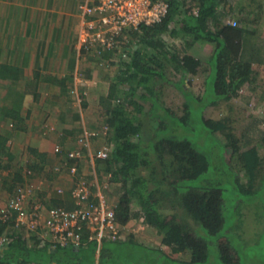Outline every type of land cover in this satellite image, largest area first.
Masks as SVG:
<instances>
[{"label":"trees","instance_id":"16d2710c","mask_svg":"<svg viewBox=\"0 0 264 264\" xmlns=\"http://www.w3.org/2000/svg\"><path fill=\"white\" fill-rule=\"evenodd\" d=\"M163 1L167 15L159 23L141 26L139 32L124 33L125 40L119 41L126 57L112 56L109 61L116 68L101 105L108 126L103 138L110 151L107 159H96L94 169L108 177L107 185L116 193L112 205L123 230L116 241H102L99 259L108 258L107 245L114 244L130 246L132 253L149 251L163 264H242L241 248L236 245L248 239L239 231L243 221L229 211L227 201L247 202L246 197L264 187V129L260 128L264 116L249 114L253 117L241 126L238 136L231 125L212 116L221 106L232 110L237 101L249 109L263 102L264 89L259 95L255 91L264 83L256 84L254 71L264 65V33L260 35L255 26L261 21L263 4L251 0L241 5L236 19L230 15L231 0ZM200 45L211 47L204 58L194 51ZM172 72L181 75L179 82L167 77ZM198 74L204 75V90L194 97L190 86ZM165 86L180 95V115L158 101ZM225 130L222 141L216 134ZM210 141L221 149L227 178H207L210 171L221 168L211 163ZM1 145L2 141L0 168L7 169L14 157ZM4 157L9 160L3 161ZM68 163L77 167L76 176L81 177L83 165ZM2 181L11 194L24 183L22 171H13ZM51 207L73 209L57 201ZM133 221L156 230L161 248L146 246L134 236L127 225ZM4 229L0 224V234ZM88 247L91 257L97 248ZM7 249L0 251V264H30L35 253L20 237ZM56 250L72 252L71 248ZM38 253L61 259L46 248ZM66 258L57 264H75ZM155 261L136 257L129 264Z\"/></svg>","mask_w":264,"mask_h":264},{"label":"crops","instance_id":"0c3cea01","mask_svg":"<svg viewBox=\"0 0 264 264\" xmlns=\"http://www.w3.org/2000/svg\"><path fill=\"white\" fill-rule=\"evenodd\" d=\"M83 2L0 0V141L14 157L7 169L0 168L4 176L0 175V180L9 178L13 171L35 167L34 183L48 208L54 201L74 208L68 197L72 185L68 188L61 174L47 170L63 161L54 155L55 146H60L64 154L78 149L76 141L84 129L98 130L107 125L101 101L106 98L116 67L110 66L112 54L108 51L99 56L94 49L82 48L77 33L82 21L79 5ZM103 143L102 136L92 140L91 146L96 150ZM83 163L77 164L81 167ZM80 173L85 174L84 167ZM58 188L63 190L61 194L56 192ZM7 193L1 181L0 195ZM127 225L134 236L151 237V243V235L158 236L156 230L138 221ZM140 225L143 230L136 233L134 229ZM23 242L35 251L30 264L38 260L66 262V256L75 264H100L101 245L87 243L97 248L88 257L90 247L86 245L71 248L68 255L43 244L38 235ZM149 247L161 248V240ZM44 248L61 259L38 253Z\"/></svg>","mask_w":264,"mask_h":264},{"label":"built area","instance_id":"2783aa9c","mask_svg":"<svg viewBox=\"0 0 264 264\" xmlns=\"http://www.w3.org/2000/svg\"><path fill=\"white\" fill-rule=\"evenodd\" d=\"M79 12L82 21L77 38L82 48L94 49L95 54L110 50L125 58L119 39L125 40L124 33L139 32L141 26L159 23L167 15L168 5L163 0H84ZM107 131V125L98 130L84 129L78 138L80 148L67 152L66 159L90 163L95 174L94 162L107 159L110 146L105 142L92 151L91 141L106 136ZM61 152V147L55 146L54 153ZM64 167L72 178L68 195L74 208L46 207L34 183V171L23 168L24 183L0 198V224L5 226L0 234V249L8 248L16 238L26 240L32 235H38L39 241L52 248H79L91 242L99 247L105 239L116 241L120 237L123 228L116 222L113 205L101 193L97 181L89 182L84 175L77 177L74 164ZM61 168L54 166V174H60ZM56 192L61 194L63 190L58 188Z\"/></svg>","mask_w":264,"mask_h":264},{"label":"rangeland","instance_id":"374dc122","mask_svg":"<svg viewBox=\"0 0 264 264\" xmlns=\"http://www.w3.org/2000/svg\"><path fill=\"white\" fill-rule=\"evenodd\" d=\"M244 1V3H243ZM251 0H231V2H228V4L231 6V13L230 15L233 18H238V12L240 11L239 8L241 5H246ZM256 1V0H255ZM261 4H263V15L261 16V21L259 23H256L255 26H257V29L259 30V34L263 35L264 33V0H260ZM229 21L225 19V22ZM228 23V22H227ZM211 47L209 45H200L195 46L194 51H197V54H200L199 56H202L204 58ZM254 71L256 73V84L264 83V65L263 66H255ZM180 74H174L173 72L169 74L167 77H170L174 82H179ZM204 75L198 74L195 76L191 81V92L193 93L194 97H200L203 93V84L202 79ZM187 79V78H186ZM188 80V79H187ZM185 86H187V83H185ZM264 84H262L260 87H257V90L255 91L258 95L263 91ZM174 89L171 86H165L163 89L160 90V93L158 96V101L166 107L170 108L175 115L181 114V107H182V100L179 94H177ZM159 104V103H157ZM236 107H234L232 110H228L225 106H221L218 109L213 110V116L212 118L217 121L225 122L228 126L231 125V128L234 131V134L236 136L239 135L241 126L248 122L250 119H252L253 116H250L249 114H254L255 116H258L259 118L264 116V99L263 102L258 104V107L250 108L247 106H244L243 103H240V101L236 102ZM254 113H253V112ZM250 118V119H249ZM151 124H155L153 121L150 122ZM148 126V125H146ZM260 128L264 129V125L260 124ZM227 132L226 130L223 132L217 133L218 139L224 141L223 139V133ZM204 134V133H202ZM210 151H209V158L211 160V163L213 166H220V169L212 170L208 173L207 178H212L213 180L218 178H227L228 173L226 172V167L222 164L220 161L221 157V149L218 145H216L213 141L208 142ZM92 151L94 150L91 146ZM63 158V161H65L64 156H60ZM83 167L85 168V174L84 177L85 180H88L89 182H93V180L97 181L98 187L101 190V193L105 196L107 201L111 204L115 202L116 193L113 188L108 187L107 181L108 177H103L102 174L93 173L92 167L90 163L84 162ZM95 167V166H94ZM2 175V174H0ZM3 176V175H2ZM4 177V176H3ZM66 179L68 188L71 187V180L72 178L69 176V173L66 169H63L61 172V178ZM229 177V176H228ZM231 178V177H230ZM2 180H0L1 183ZM71 189V188H70ZM93 190H95V186H93ZM7 196V194H1L0 198H3V196ZM247 202H242L241 204L237 205L236 203H232L230 200L227 201V206L229 207V211L235 213L241 217L238 219L240 221H243V225L241 227V230L244 232V236L247 237L248 240L244 239V242L237 243V247L241 248V254H242V264H245V261H248L247 264H260V262L263 261L264 264V187H260V190H256L254 192V196L251 198H247ZM139 227L135 228L134 230L137 232L142 231L143 229ZM154 237L153 243H151V237L149 239H142L137 237L142 243H149L147 246H154L158 245L159 240H161V236L158 235L155 237V235H151ZM159 239V240H158ZM255 242V243H254ZM107 250L109 251L108 258L101 257L102 264H129L131 258L140 257L145 259L146 261H155L154 255L149 251L144 252H134L132 253V249L130 246L121 247L116 246L114 244H108ZM8 250V249H6ZM5 250V251H6ZM139 251V250H136ZM19 254V252H18ZM141 255V256H139ZM183 258L188 259V255H185ZM156 262V261H155ZM155 264H163L161 262H156Z\"/></svg>","mask_w":264,"mask_h":264},{"label":"clouds","instance_id":"9594fccd","mask_svg":"<svg viewBox=\"0 0 264 264\" xmlns=\"http://www.w3.org/2000/svg\"><path fill=\"white\" fill-rule=\"evenodd\" d=\"M125 35V34H124ZM124 39V38H123ZM104 51V50H103ZM112 56H118V55H115L114 53L112 54ZM109 61H112V59H110ZM76 144H77V147H78V149L80 148L79 147V145H78V139H77V141H76ZM78 149H75V150H78ZM54 155L55 156H64V159H65V161H62V162H56L53 166H51V169H47V170H51V171H53V168H54V166H61L62 168V170L63 169H66L67 170V168H65L64 166L67 164V165H69V163H68V160L66 159L67 158V153H63V151L60 153V154H55L54 153ZM69 161H71V160H69ZM75 162V161H74ZM29 168H31L33 171H34V173H35V167H31V166H28ZM68 171V170H67ZM61 174V173H60ZM10 193H7V195H9ZM3 197H6V196H3ZM145 226V225H144ZM24 241V240H23Z\"/></svg>","mask_w":264,"mask_h":264},{"label":"flooded vegetation","instance_id":"af4514ba","mask_svg":"<svg viewBox=\"0 0 264 264\" xmlns=\"http://www.w3.org/2000/svg\"><path fill=\"white\" fill-rule=\"evenodd\" d=\"M13 243V242H12ZM0 251H4V249H0Z\"/></svg>","mask_w":264,"mask_h":264}]
</instances>
